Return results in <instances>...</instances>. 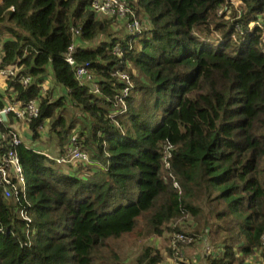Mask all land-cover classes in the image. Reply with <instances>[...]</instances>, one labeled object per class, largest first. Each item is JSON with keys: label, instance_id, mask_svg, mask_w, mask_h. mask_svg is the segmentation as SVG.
I'll return each instance as SVG.
<instances>
[{"label": "trees", "instance_id": "obj_1", "mask_svg": "<svg viewBox=\"0 0 264 264\" xmlns=\"http://www.w3.org/2000/svg\"><path fill=\"white\" fill-rule=\"evenodd\" d=\"M128 4L144 27L119 35L115 19L97 16L90 0H0V68L15 66L34 78L27 88L13 80L5 85L24 103L45 77L53 84L28 125L31 139L48 123L55 157H63L75 130L88 158L58 164L25 144L17 147L28 189L20 203L3 199L0 190V264H125L115 244L140 222L147 236L173 239L189 236L173 225L185 218L194 225L193 241L199 233L213 239L217 253L202 264H243L260 245L264 0ZM226 4L238 5V16L212 20ZM256 20L263 28L249 30ZM72 42L77 64L88 65L97 80V95L63 59ZM115 71L127 72L133 87L125 111L112 121L122 89ZM53 86L60 94L50 101ZM166 145L172 151L164 161ZM23 207L29 221L19 215ZM180 246L166 252L172 256ZM163 261L147 246L132 264Z\"/></svg>", "mask_w": 264, "mask_h": 264}, {"label": "built area", "instance_id": "obj_2", "mask_svg": "<svg viewBox=\"0 0 264 264\" xmlns=\"http://www.w3.org/2000/svg\"><path fill=\"white\" fill-rule=\"evenodd\" d=\"M233 5L235 6L236 4ZM233 5L226 4L218 7L210 18L218 21L231 19L225 18L230 14L229 7ZM90 9L99 17L113 18L117 23L123 22V27L129 34L139 33L144 27L132 15L128 0H90ZM257 26L263 28L259 20L248 23L249 30ZM71 33L77 34V31L72 28ZM75 53L76 43L72 42L63 54L65 63L72 68L75 79L80 85H88L92 94H99L100 90L94 74L90 71L88 65L77 64ZM113 54L121 57L120 49H113ZM112 75L122 84L121 93L115 98L117 101V111L109 116L114 121L115 115L125 111V99L132 89L133 83L130 75L125 71H115ZM0 78L2 79V89L0 88V102L2 103L0 107V190L3 199L14 200L20 203L21 201H25L28 183L16 149L22 144L28 146L24 141L27 140L28 136L30 139L32 138L28 125L39 117L41 99L47 97L50 89V78L45 77L42 82L35 84L38 88L37 96L24 103L16 100L15 92L7 88L5 81L13 80L22 88H27L34 84V78L21 75L20 69L15 66L0 68ZM117 104L119 105L118 107ZM2 116H4L5 120L2 119ZM10 119L12 120L11 122ZM44 128V125L39 128L40 134L43 133ZM171 151L172 147L170 145L164 147V161L170 159ZM44 155L49 159H54L58 164L88 161L87 155L78 146L75 130L69 135L66 156L51 157L45 153ZM166 167H168V164H166ZM174 186L177 187L176 183H174ZM19 215L22 219L29 221L24 207L19 211ZM192 241L191 237L177 233L173 235L171 245L174 247L179 243L182 246H189ZM205 249L209 250V247L206 246ZM174 255L178 257L181 256V253L175 252ZM253 255L258 264H264V235L261 237L260 245Z\"/></svg>", "mask_w": 264, "mask_h": 264}, {"label": "rangeland", "instance_id": "obj_3", "mask_svg": "<svg viewBox=\"0 0 264 264\" xmlns=\"http://www.w3.org/2000/svg\"><path fill=\"white\" fill-rule=\"evenodd\" d=\"M232 7V8H231ZM230 14L228 12V16H226L228 18L233 16H238L239 13V8L238 5L236 6H230ZM235 16V17H236ZM215 20V19H212ZM232 19L229 20H223V21H231ZM218 20H215V22H217ZM220 21V20H219ZM144 22V21H143ZM123 22H119L118 23V29L117 32L119 35H124V33H126L124 27H123ZM142 24V23H141ZM143 25V24H142ZM147 25V24H146ZM145 25V26H146ZM144 26V25H143ZM205 31H203L204 33ZM215 37H218V34L215 35ZM2 56V49L0 48V58ZM2 79L0 78V88L2 89ZM52 82L50 80V87L52 86ZM51 89V88H50ZM49 89V90H50ZM60 94V90L59 89H55L54 86L52 88L51 91V98L50 101H55L57 100V98L59 97ZM48 95V93H47ZM76 114V112H72V115ZM44 131L42 134H40V137L36 140L30 139V137L28 136L27 140L24 141L28 144V146H30L31 148L35 149L37 152H43V154H47L50 155L51 157H55L57 150H56V146H55V142L53 140V138L46 132L45 130L49 127L48 123L44 124ZM68 165H66L67 167ZM59 169L61 170H65L66 168L63 166H59ZM26 179L28 177V173L26 171ZM192 220L191 219H181L180 221L176 222L175 224H173L174 226H178V227H182L185 229L186 234L189 235V237H191V233H192V229L194 228V225L191 224ZM187 225H189L190 227L187 228ZM202 233H199V239L194 238V241L192 242L193 244L189 245V246H180L179 250L180 251H175L178 253H181V256H175V255H169L168 252H166V250L171 247V235L170 234H165L162 237H156V236H147L144 232L143 229V223L140 222L139 226L137 229H135V232L131 235H127L125 237H123L122 239L118 240V242L115 244V248L119 254V256L121 257V260L125 263V264H132L134 259L136 258V256L139 255L140 251L144 248V247H152L157 249L161 254H164V261L162 264H202L203 259L208 255H215L216 249L213 248L212 245V241L213 239L210 238L207 239L206 241H204L206 239L203 238L201 240V235ZM208 246L209 250H206L205 247ZM172 248V247H171ZM174 252V254H175ZM255 258V257H254ZM254 258H252L251 260H253ZM245 262V263H244ZM243 264H252L256 262V258L254 261L250 262L248 261H244Z\"/></svg>", "mask_w": 264, "mask_h": 264}, {"label": "crops", "instance_id": "obj_4", "mask_svg": "<svg viewBox=\"0 0 264 264\" xmlns=\"http://www.w3.org/2000/svg\"><path fill=\"white\" fill-rule=\"evenodd\" d=\"M65 91L63 90V93H64ZM252 258H254V255L253 256H249V257H247V258H245V260L244 261H250V262H252V261H254L255 260V258L253 259V260H251ZM245 263V262H244ZM252 264H254V263H252ZM255 264H258V262H257V260H256V262H255Z\"/></svg>", "mask_w": 264, "mask_h": 264}, {"label": "water", "instance_id": "obj_5", "mask_svg": "<svg viewBox=\"0 0 264 264\" xmlns=\"http://www.w3.org/2000/svg\"><path fill=\"white\" fill-rule=\"evenodd\" d=\"M2 119L5 120L4 116H2Z\"/></svg>", "mask_w": 264, "mask_h": 264}]
</instances>
